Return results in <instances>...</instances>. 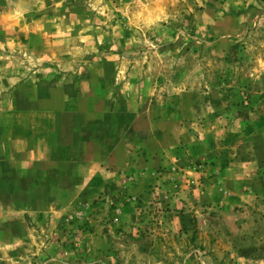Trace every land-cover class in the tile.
<instances>
[{"label":"rangeland","instance_id":"rangeland-1","mask_svg":"<svg viewBox=\"0 0 264 264\" xmlns=\"http://www.w3.org/2000/svg\"><path fill=\"white\" fill-rule=\"evenodd\" d=\"M14 63L138 78L192 142L44 217L0 211V264H264V0H0Z\"/></svg>","mask_w":264,"mask_h":264},{"label":"crops","instance_id":"crops-1","mask_svg":"<svg viewBox=\"0 0 264 264\" xmlns=\"http://www.w3.org/2000/svg\"><path fill=\"white\" fill-rule=\"evenodd\" d=\"M9 64L0 74L5 217L14 218L12 210L44 217L48 207L59 206L60 195L69 200L97 179L138 183L144 166L157 162L154 152H162L166 163L172 147L191 141L181 109L153 101L136 86L138 78L124 81L118 74L109 80L103 69L76 76L51 64L28 70L24 63Z\"/></svg>","mask_w":264,"mask_h":264}]
</instances>
